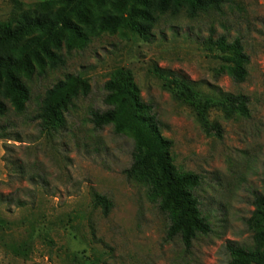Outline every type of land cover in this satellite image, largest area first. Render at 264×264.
<instances>
[{
    "label": "rangeland",
    "instance_id": "374dc122",
    "mask_svg": "<svg viewBox=\"0 0 264 264\" xmlns=\"http://www.w3.org/2000/svg\"><path fill=\"white\" fill-rule=\"evenodd\" d=\"M45 1L0 0V24L17 22ZM151 36L118 30L70 52L63 48L62 67L44 62L41 76L35 71L28 82L24 111L17 114L7 104L0 118V219L8 223L0 229V264H74V256L92 253L105 254L108 264H227L228 243L252 246L246 221L264 182V0H225L218 11L195 19L166 16ZM222 37L239 39L249 57L242 84L219 71L217 54L204 45ZM156 70L197 82L205 93L245 97L248 116L210 110L208 121L221 127L222 139L207 137L195 113L162 89ZM120 71L132 77L162 137L172 143L176 174L200 178L193 194L210 233L189 249L180 238H167L170 217L159 210L160 191L126 179L132 138L91 123V112L107 110L104 85ZM67 76L79 79L81 91L63 113V126L45 130L37 119L41 101ZM94 193L111 202L107 217L93 206ZM30 225L33 253L17 259L7 246L26 240ZM43 233L51 244L38 238Z\"/></svg>",
    "mask_w": 264,
    "mask_h": 264
},
{
    "label": "trees",
    "instance_id": "16d2710c",
    "mask_svg": "<svg viewBox=\"0 0 264 264\" xmlns=\"http://www.w3.org/2000/svg\"><path fill=\"white\" fill-rule=\"evenodd\" d=\"M224 2L46 0L39 3L32 11L23 13L17 22L0 24V118L6 116L7 104L17 114L24 111L29 101L28 82L35 71L41 76L44 62L50 68L62 67L64 59L60 52L63 48L70 52L84 47L92 39L118 30H129L134 36L146 40L152 37V31L163 17L184 15L188 19H195L199 15L218 11ZM204 45L217 54L221 73L234 84L245 82L249 57L239 39L232 42H227L223 37L215 41L208 39ZM155 73L162 82V89L170 94L171 99L195 113L207 137L222 139L221 127L208 121L210 110H220L227 116H248L245 97L225 94L218 89L205 93L201 90V84L174 72L156 70ZM81 85L78 78L67 76L45 93L37 115L45 130L57 131L63 126V113L73 107L72 102L78 97ZM104 90L107 110L91 112V123L95 129L110 126L116 135L127 134L132 138V164L123 172L126 179L151 184L160 191L158 194L155 190L159 197V210L170 217L167 238H180L182 245L189 249L198 236L210 233V226L193 194L200 184V178L194 174H176L169 155L172 143L162 137L151 107L142 102L129 74L118 72L104 85ZM262 188L263 194L253 197V212L246 221L247 229L252 234V246L248 248L228 243L225 247L229 257L227 264H264V182ZM92 198L93 206L107 217L112 208L111 202L96 193ZM20 207H23L22 204ZM71 221L69 219L67 223ZM7 224L0 219V229ZM32 227H28L26 240L7 246L15 258L28 260L33 253L35 228ZM38 238L46 244L52 243L47 234H40ZM83 255L74 256L72 262L108 264L105 254Z\"/></svg>",
    "mask_w": 264,
    "mask_h": 264
}]
</instances>
